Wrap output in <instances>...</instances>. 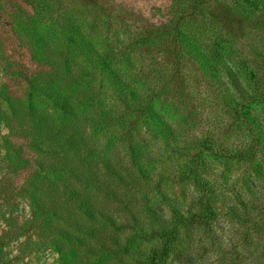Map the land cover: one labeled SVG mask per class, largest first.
Masks as SVG:
<instances>
[{"label":"rangeland","instance_id":"obj_1","mask_svg":"<svg viewBox=\"0 0 264 264\" xmlns=\"http://www.w3.org/2000/svg\"><path fill=\"white\" fill-rule=\"evenodd\" d=\"M167 12L185 21L178 41L182 52L177 56L171 54L168 40H172V34L171 37H157L151 46L134 53L133 60L137 69L147 67L146 88L150 90L146 95H153L144 102H153L155 111L163 114L171 128L144 127L138 110L132 111L112 92L119 86L118 82L97 69V82L107 89L106 101L119 115L128 112L126 130L115 127L123 139L110 144L108 150L114 160L121 159L119 165L125 169L133 159L136 163H144L143 157L152 159L146 166L149 177L156 181L162 178L163 195L158 194L155 198L166 201L159 205L170 215L167 205L172 200L177 199L175 203L186 204V207L192 206L193 196L201 193L196 184L181 175V171L196 151L191 140L196 143L197 139L207 138L212 148L205 150L207 163L203 170L214 182L212 192L220 195L219 215L212 222L215 225L211 230L202 227L194 235L185 237L195 239L197 249L199 246L206 248L197 260L201 264L247 263L245 258L251 254L252 245L248 246L246 240L252 229L248 230L251 225L246 223L247 217L239 218V215L258 214L264 206V109L260 107L264 97V0H0V264H73L72 261L77 264L79 259L75 254L69 256V251L58 250L55 236L59 235L49 228L50 220L56 223L58 219L52 218L45 223L34 203L48 191V180L43 182L21 156L36 158L45 153L38 148L42 145L28 147L25 130L11 135L13 124L9 118L12 110L6 104L3 90L6 85H11L21 94L24 88L11 72V66L22 59L38 68L39 64L31 61L32 50L40 48L38 41H47L48 32L55 27L61 30L59 23L67 17H74L85 35L92 37L87 42L90 44L85 45L86 53H77L73 58L79 65L91 66L96 61V52L100 53L104 48L119 51L118 46L129 48L133 37L164 21ZM219 41L223 48L233 50L236 65L245 63L248 66L246 81L254 90V93L249 91L252 93L249 100L254 107L260 108L249 115L250 121H245V127L239 124V117L232 118L234 116L231 117L223 106L225 96L219 90H212L211 85L218 76L207 65H220V61L214 58L208 61V56L201 54V50L207 52ZM25 123L26 126L29 124L26 119ZM103 141L101 138L100 142ZM20 147H23L21 153L16 152L14 156ZM236 149L247 152L245 156L233 157L232 152ZM135 176L138 178L136 172ZM158 183L139 180L132 189L155 196ZM135 201L137 207L140 200ZM143 205L146 202H139L137 209L145 210ZM147 205L151 207L153 202ZM151 223L148 219L149 227ZM254 235L257 240H264ZM86 240H89L88 236ZM76 243L71 247L76 249ZM103 243L106 245L104 253L114 257L117 251L119 255V244L105 240ZM120 256L123 259L120 264H135L132 256L124 252H120ZM92 257L88 264L94 263L96 256ZM218 257L220 259L215 260Z\"/></svg>","mask_w":264,"mask_h":264},{"label":"trees","instance_id":"obj_2","mask_svg":"<svg viewBox=\"0 0 264 264\" xmlns=\"http://www.w3.org/2000/svg\"><path fill=\"white\" fill-rule=\"evenodd\" d=\"M184 23L181 17L167 12L164 21L133 37L129 48L118 46L119 51L104 48L100 53L96 52V61L89 66L79 65L73 58L77 53H86L85 45L92 37L85 35L74 17H67L59 23L61 30L55 27L48 32L49 39L42 41L43 44L38 41L40 48L32 50L31 61L38 63V68L31 67L22 59L11 66L17 82L24 87L21 94L11 85H6L3 90L6 104L12 110L9 118L10 124H13L11 135L25 130L24 135L29 140L26 143L28 147L42 145L38 148L45 156H21L27 167L41 177L43 182L48 180V191L45 190V195L37 197L34 203L45 223L52 218L58 219L56 223L50 220L49 225L59 235L55 236L58 239L57 248L62 253L69 251V256H79L77 264H88L94 255L96 259L93 264H120L123 262L120 252L132 256L135 264L202 263L197 260L203 256L206 248L199 246L197 249L195 239L188 240L185 236L194 235L202 227L211 230L215 225L212 222L219 215L220 195L212 192L214 182L203 170V165L207 163L204 160L207 155L205 150L212 148L207 138L197 139L196 143L191 140V146L196 151H192L195 154H192L181 171V175L196 184L201 193L193 196L192 206L186 207V204L175 203L177 199L172 200L167 205L172 214L168 215L164 211L165 207L159 205L166 201L155 198L158 194L163 195L162 178L159 181L154 177L151 179L150 171L146 169L148 161L152 159H145L142 155V159L146 160L144 163H136L133 159V163L125 169L119 165L121 159L117 157L114 160L112 152H109L110 144L123 139L115 127L126 130L128 112L124 111L122 116L119 115L117 109L106 101L107 89L97 82V69H102V73L106 72V75L119 84L112 92L132 111L138 110L144 127L155 125L160 130L170 129L171 125L163 114L155 111L153 102H144L153 95H146L147 90H150L146 88L147 67L137 69L133 54L151 46L157 37H171L173 34L172 42L168 40L169 49L171 54L177 56L182 52L178 48V41L183 33ZM46 46L48 48L45 50ZM231 51L233 50L223 48L219 41V44L207 52L201 50L200 53L208 56V61L211 58L220 61V65H207L218 76L211 85L212 90H219L225 96L226 99L221 97L223 106H226L231 117L234 116L232 118L239 117V124L245 127V121H250L249 115L253 110L257 111L260 107L264 109V97L260 101V107L251 104L249 95L252 93L249 91L252 89L250 82L246 81L249 75L245 74L248 66L245 63L236 65ZM120 60L123 65H120ZM39 77L43 80L38 79ZM25 119L29 123L27 126L24 125ZM100 135L103 142H100ZM139 141L142 142L141 139ZM21 149L23 147L15 150L14 156L16 152L21 153ZM245 152V149H236L232 155L245 156ZM140 153L139 149L141 158ZM216 154L218 156V152ZM139 180L153 184L159 182L155 185L158 188L157 194L151 196L135 192L132 187ZM49 193L54 196H48ZM135 200L146 202L143 205L145 210L137 209L139 202L136 207ZM151 202L153 205L150 207L147 204ZM242 216L247 217L246 223L251 225L248 230L252 229L246 240L248 246L252 245L251 254L245 258L248 259L246 264H264V240L259 241L254 235L264 239V206L258 214H242L239 218ZM148 219L152 222L151 227ZM87 236L89 240H86ZM103 240L119 244V255L117 251L114 257L110 253H104L106 245L101 244ZM73 243L77 244L76 249L71 247ZM65 246L68 249L61 250ZM218 259L220 258L215 260Z\"/></svg>","mask_w":264,"mask_h":264}]
</instances>
